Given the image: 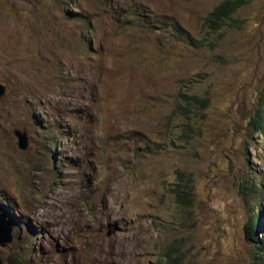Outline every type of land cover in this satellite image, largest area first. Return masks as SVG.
<instances>
[{"label": "rangeland", "instance_id": "obj_1", "mask_svg": "<svg viewBox=\"0 0 264 264\" xmlns=\"http://www.w3.org/2000/svg\"><path fill=\"white\" fill-rule=\"evenodd\" d=\"M218 1L0 0V215L15 220L0 264H156L169 246L183 264H264L244 232L258 212L264 240V135L248 126L264 0L214 49L142 26L200 39ZM185 94L208 108L189 116Z\"/></svg>", "mask_w": 264, "mask_h": 264}, {"label": "trees", "instance_id": "obj_2", "mask_svg": "<svg viewBox=\"0 0 264 264\" xmlns=\"http://www.w3.org/2000/svg\"><path fill=\"white\" fill-rule=\"evenodd\" d=\"M250 0H219L214 8L203 18L202 20V36L200 39H196L191 36L185 29H183L177 21L170 19L169 21L156 20V18H150L143 20L142 26L145 28H155L157 25L161 27L164 24L166 28L171 31V35L174 36L176 41H180L188 45L189 47L200 49L209 48L214 49L217 43L213 39V35L220 33L225 28L239 27L241 21L235 18L236 14L243 9ZM170 22V23H169ZM183 103L187 109V114L190 116L196 113L197 110L208 108V100L205 98H199L197 95H183ZM180 108V107H178ZM248 126L253 132L259 135H264V96H260L256 102V109L254 115L249 119ZM243 188V186H240ZM175 195V200L179 205H187L191 200L190 192H187L186 188L176 185L172 191ZM263 227L260 213H253L248 221L245 223L244 232L246 239L250 242L257 243L259 250L264 253V240L259 241L257 238V230ZM259 241V242H258ZM183 255L176 246H169L160 256V259L156 261V264H183ZM13 264H22L18 261Z\"/></svg>", "mask_w": 264, "mask_h": 264}, {"label": "water", "instance_id": "obj_3", "mask_svg": "<svg viewBox=\"0 0 264 264\" xmlns=\"http://www.w3.org/2000/svg\"><path fill=\"white\" fill-rule=\"evenodd\" d=\"M5 86L0 84V99L5 94ZM15 137L17 138V145L20 150H25L27 148V137L24 132L15 131ZM11 241V237L9 235V229L5 224L4 220L0 217V244H5Z\"/></svg>", "mask_w": 264, "mask_h": 264}, {"label": "clouds", "instance_id": "obj_4", "mask_svg": "<svg viewBox=\"0 0 264 264\" xmlns=\"http://www.w3.org/2000/svg\"><path fill=\"white\" fill-rule=\"evenodd\" d=\"M153 18H156V20H159L158 19V17H152V19ZM147 19H150V17L149 18H147ZM147 19H145V20H147ZM142 22H143V20H142ZM3 212H4V210H3ZM3 214H5L6 215V213L4 212ZM0 217L4 220V216L3 215H0ZM7 217V216H6ZM7 221L9 222V224H13V222L15 223V220L14 219H10V218H8L7 217ZM4 222H5V224L7 225V228L9 229V235H10V227H9V224L4 220ZM11 237V236H10ZM11 240H12V238H11ZM11 242V241H10ZM10 242H8V243H10ZM5 244H7V243H5Z\"/></svg>", "mask_w": 264, "mask_h": 264}]
</instances>
